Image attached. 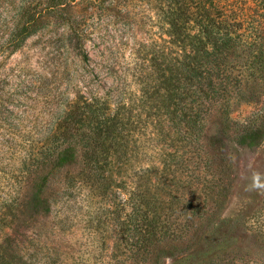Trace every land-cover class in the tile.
I'll return each instance as SVG.
<instances>
[{
    "label": "rangeland",
    "instance_id": "obj_1",
    "mask_svg": "<svg viewBox=\"0 0 264 264\" xmlns=\"http://www.w3.org/2000/svg\"><path fill=\"white\" fill-rule=\"evenodd\" d=\"M76 1L92 31L87 57L56 1L0 0V264H264L252 226L264 124L243 127L264 123V73L245 72L234 52L224 66L241 82L209 97L199 65L215 62L198 56L211 46L195 17L177 25L167 0ZM230 1L248 23L264 11V0ZM24 10L45 17L16 47L10 28ZM82 137L95 140L85 165L45 161L64 139L83 151ZM68 169L78 180L61 220ZM90 169L94 181L79 175Z\"/></svg>",
    "mask_w": 264,
    "mask_h": 264
},
{
    "label": "trees",
    "instance_id": "obj_2",
    "mask_svg": "<svg viewBox=\"0 0 264 264\" xmlns=\"http://www.w3.org/2000/svg\"><path fill=\"white\" fill-rule=\"evenodd\" d=\"M54 1H56L57 7L53 11L57 14V22L64 27L63 33L68 34L73 48L79 49L83 56L87 57L82 48L86 38L92 32L91 26L88 24V15L79 9L76 0ZM167 2L169 3V11L172 17L178 21L177 25L179 24L180 26L182 22L184 25L191 17H195V21L202 27L206 45L210 44L211 46L209 49L202 50L201 54L197 48L198 56L215 62L214 67L209 66L208 63H200L199 65L203 93L210 97L213 95L214 89H218L219 92L225 91L231 89L232 84L241 82V80L237 81L235 71L228 70L224 66L225 59L234 52H241L243 59H246L243 67L245 72L255 76L257 79L263 75L264 29L262 26L264 24V11L259 15L256 24H253L248 23L244 17L236 15L233 3L230 0H224V3H221V0H167ZM189 2L193 5H189ZM93 12L95 11L93 10ZM93 14L91 13V15ZM44 17L45 15L40 13V11L32 13L24 10L17 13L16 18L18 20L10 28L8 42H15L16 47L20 46L27 36L38 30L39 23ZM175 27L177 26L175 25ZM186 57L188 58L189 55ZM183 64L190 70L197 69L196 64L194 65L189 60H185ZM235 79L236 82L234 81ZM211 89L213 90L211 91ZM261 116L256 117L255 120L262 121L263 118ZM260 124L264 123L248 122L243 127L246 128V134H249L257 130ZM89 138L88 141L84 137L80 139L85 144L83 151L75 150L74 142L70 139H64V142L58 144L56 152L48 154L49 157H46L45 161L51 162L52 168L56 167L59 169L64 168L66 164L68 165L67 162L69 160L85 165V162H88L91 158V153L93 152L92 142L95 141L91 140L92 137ZM92 171L93 169L88 172L80 171L79 175H84L86 179L94 181ZM72 175L76 176V172L68 169L65 180L61 185L60 208L58 211V216L61 217V220L62 217L69 216L68 209L71 204L75 180H78L77 177ZM258 217H261L262 220L252 226L264 233V208L262 214H259Z\"/></svg>",
    "mask_w": 264,
    "mask_h": 264
}]
</instances>
